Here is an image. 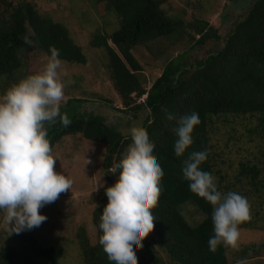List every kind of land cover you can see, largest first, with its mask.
Instances as JSON below:
<instances>
[{
	"label": "trees",
	"instance_id": "obj_1",
	"mask_svg": "<svg viewBox=\"0 0 264 264\" xmlns=\"http://www.w3.org/2000/svg\"><path fill=\"white\" fill-rule=\"evenodd\" d=\"M90 1L97 9L101 5L117 13V27L110 33L97 31L90 44L103 48L106 53V67L123 105L116 109L122 112L121 117L141 112L138 130L149 137L157 150L155 159L163 169L161 191L156 206L151 209L154 227L143 239L142 247L136 250L138 264H228L226 245H219L215 251L208 248L207 241L213 234L212 206L189 190L181 169L192 151L207 149V159L200 168L214 174L208 142V129L214 117L257 114L262 119L264 116V0H250L245 14L231 25L214 52L194 62L188 61L186 51L180 52L165 63L148 88L137 74L141 64L132 53L133 47L143 45L151 51V44L161 37L174 42L182 36L184 22L166 14L161 0ZM187 26L197 35L195 39L190 35L191 47L202 45L210 38L220 39L217 29L206 20L196 19ZM24 36L32 43L26 44ZM51 47L59 50L62 61H86L65 25L38 13L32 0H0V94L31 74L26 66L29 53L38 51L50 57ZM141 95H144L142 99ZM84 100L70 96L60 106V116L69 120L67 125L61 122L60 116L55 122L46 123L50 147L52 149L57 141L70 134L103 142L102 166L111 180L110 170L131 145V137L98 113L88 111ZM192 111L200 118L193 129V143L184 154L176 156L173 129L179 117ZM164 113L172 114L175 119H167ZM240 172L248 174L255 189L259 190V168L255 164L242 163ZM106 203L107 197L102 191L92 211L96 243L90 244L85 235L78 233L77 243L84 264H110L99 243L102 233L98 229L100 213ZM187 203L200 211V220L194 223L186 220L182 207ZM251 224L252 220L248 219L238 226ZM263 246L256 245L251 250L258 251ZM62 252V245H41L32 230L12 232L8 244L0 246V264H43L36 261L40 257L48 264H61Z\"/></svg>",
	"mask_w": 264,
	"mask_h": 264
},
{
	"label": "rangeland",
	"instance_id": "obj_2",
	"mask_svg": "<svg viewBox=\"0 0 264 264\" xmlns=\"http://www.w3.org/2000/svg\"><path fill=\"white\" fill-rule=\"evenodd\" d=\"M17 2L20 0H10ZM40 14L48 15L67 28L73 42L78 44L86 56L85 63H69L61 60L59 79L63 83L64 96L60 106L70 97H80L87 102L88 111L98 113L106 122L128 133L132 126H139L141 112L121 117L122 108L109 70L106 67V53L103 48L92 47L90 40L97 31L110 33L117 27V13L97 9L90 0H32ZM250 0H161L166 14L184 22L182 36L174 42L161 37L152 43L148 51L143 45L134 46L133 55L141 64L138 76L145 88L161 73L165 63L180 52L186 51L189 62L204 58L221 45L222 38L231 25L242 17ZM244 8V9H242ZM196 19H203L215 27L220 39H208L204 44L191 47L189 39L197 35L189 25ZM49 57L42 52L33 51L28 55V73L42 71ZM84 100V101H85ZM208 142L211 146L214 176L219 191H235L245 196L250 204L251 225L238 226L239 237L235 247L226 245L228 264H236L243 259L245 264H264V246L258 251L251 247L264 244V116L259 115H218L213 118L208 129ZM103 142L70 134L57 141L52 154L56 157L54 170L72 180L68 191L62 192L52 203L44 205L39 211L47 219L31 230L41 245H62L59 258L61 264H84L78 245V233L87 237L90 244L97 241V231L92 222V211L100 197L103 187L96 190L100 180L105 187L118 176L111 173V180L102 166ZM85 158L91 163L85 164ZM255 164L259 168V190L255 189L248 174L241 173V164ZM182 213L189 223L201 219L200 211L190 203L184 204ZM12 222L7 224L0 213V246L9 242ZM150 234V233H149ZM148 234V235H149ZM147 235V236H148ZM249 247L248 251H244ZM37 262L48 264L44 258Z\"/></svg>",
	"mask_w": 264,
	"mask_h": 264
},
{
	"label": "clouds",
	"instance_id": "obj_3",
	"mask_svg": "<svg viewBox=\"0 0 264 264\" xmlns=\"http://www.w3.org/2000/svg\"><path fill=\"white\" fill-rule=\"evenodd\" d=\"M26 44L32 41L24 36ZM61 60L59 50L50 48V57L42 71L14 82L0 94V213L11 231L19 233L38 227L47 217L39 209L54 202L68 191L72 180L54 170L56 157L47 138L46 123L60 116L63 83L59 79ZM144 95H141V99ZM167 119L175 117L164 113ZM64 125L66 116H60ZM200 123L195 111L184 114L173 129L174 154L181 156L193 143L194 126ZM129 145L111 173L116 183L105 187L98 181L94 190L103 187L107 203L100 213L99 243L110 264H138L136 250L153 230V209L161 191L163 169L156 157V148L149 137L136 126L130 127ZM208 150L192 151L183 162V178L189 190L212 206V235L207 244L210 251L219 245L235 247L239 237L238 225L250 219L247 198L235 191L218 190L216 178L200 168ZM91 160L85 158V164ZM236 264H245L243 259Z\"/></svg>",
	"mask_w": 264,
	"mask_h": 264
}]
</instances>
